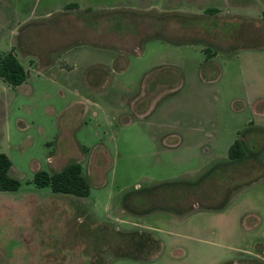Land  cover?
Wrapping results in <instances>:
<instances>
[{"label":"rangeland","instance_id":"374dc122","mask_svg":"<svg viewBox=\"0 0 264 264\" xmlns=\"http://www.w3.org/2000/svg\"><path fill=\"white\" fill-rule=\"evenodd\" d=\"M79 1L64 26L69 44L44 65L27 43L41 10L55 4L49 23ZM119 2L0 0V54L27 73L18 87L0 79V154L19 183L0 192V264H264V0ZM173 9L188 13L166 25L162 11ZM212 27L227 43L185 40ZM168 71L179 77L167 87L150 82ZM192 128L200 134L188 149H167L170 130ZM235 140L252 155L228 163ZM71 161L88 197L34 185L35 173ZM140 238L148 242L135 250ZM131 252L138 258L122 256Z\"/></svg>","mask_w":264,"mask_h":264},{"label":"crops","instance_id":"0c3cea01","mask_svg":"<svg viewBox=\"0 0 264 264\" xmlns=\"http://www.w3.org/2000/svg\"><path fill=\"white\" fill-rule=\"evenodd\" d=\"M150 1L151 0H124L123 3H120V2L119 3H120V5H123L125 7L128 6L127 10H135V9L147 10V6L151 3ZM153 1L155 2L156 0H153ZM161 1H163L166 4H172V6L186 4L187 6L195 5V6L198 7V5L201 6L200 3H202V1L212 2L213 4H215V3L219 2V1L221 2L223 0H161ZM84 2L85 1H83V3ZM78 4H82L81 1H79L78 3H73L72 2V3L68 4V6H66V8H64V11L59 14L58 18L56 17V19L53 22H49V23H46V22L42 21L41 19H49V18L52 17L51 8L54 7L55 4H51V2H50V3H48L46 5L47 6L46 8L41 10L42 11L41 14L44 17H41V15H40V17H39L40 19H38V22H37L36 27L34 29L35 33L33 35L32 42H27V43H29L30 45H28V46L34 52H36L35 55L40 58V61H42V58H44V65L48 66L49 64H52L49 59H46V57H44V55H46V53L54 52V51H56L57 47H64L65 45L69 44L68 40L70 38H69V36L67 34V30H66V28H64V26L67 25V23H68L67 22L65 24V22L68 21L71 17H73L72 14L80 11ZM69 6H70V8H69ZM167 6H170V5H167ZM87 10H89V9H86L85 11H87ZM164 10H166V9H164ZM167 10H170V9H167ZM173 10L174 11H167V12L166 11H162V12L168 13V14L162 13V17L165 16V15H169L166 18H162L161 19V20L165 21L166 25H167V22L170 19V16H171V20H172V17H176L179 20H181V19H184V17H183L184 13H188V11L186 12L185 10H182V9H177V10L173 9ZM214 14L215 13L209 11V12H207L205 14L206 15L205 18H211V17L215 16ZM190 16H193V14L191 13ZM193 18H195V17H193ZM189 19L191 20V18H189ZM196 20H198V19H196ZM201 20L203 21V19H201ZM206 20L207 21H204L203 23H208V22L211 23V22H214L217 19H210V20L206 19ZM58 27L62 28L63 32L64 31L66 32V33L64 32V36H61L60 40H58V38H57L58 37L57 28ZM261 27H262L261 35L263 36V33H264V21H263V24H262ZM202 30L203 31H201V33L199 34V38H196L195 37V32H192V33H190V35H192V39L190 38V40L189 39L188 40L185 39V40L188 41V42H205L207 44H213V45H216V46H220V44L222 46L223 44H225L226 41L223 42L221 40V38L225 37L224 34L222 33L223 29H214L212 27L211 29L204 28ZM181 33H183V35L185 37H187L186 36L187 33L186 32L184 33L180 29H179V31H177V36L176 37H179L180 35H182ZM196 33H197V31H196ZM161 34H162V37L164 39L167 38L168 40H170L169 39L170 35H169L168 30H167V27H165V30L162 31ZM154 36H156V35H154ZM215 38H219L220 44L216 43V39ZM178 39H180V38H178ZM176 41H179V40H176ZM58 42H60V43H58ZM58 44H61V45H58ZM100 47H103V46L101 45ZM32 50H30V51L29 50H25L24 47H23V49H21V52L26 56V55H30L32 53L31 52ZM41 55H43L42 58L40 57ZM178 77H179L178 73L174 72L173 74H171L168 71L167 73H162L161 75L151 76L150 82L151 81H152L151 83H153L154 81L157 82L156 80L158 79V80H160V82H157L158 84L167 87L168 82H170L169 81L170 78L178 79ZM180 77H181V73H180ZM199 134H200V130H197V129H194V128H192L189 131H184L183 129H172L168 133L170 141H166L165 142L166 143V147L169 150H175V149L176 150L177 149L181 150V149H184V148L188 149V147L191 145L190 142H191L192 138H195V137L197 138ZM243 143H245V142H243ZM193 145H195L196 148H200V147L202 148V146H203V144L201 145V142H199V141H197L196 144H193ZM206 145H208L209 148H210V146H213V144H210L209 141H208V144H206ZM204 148H206V147H204ZM251 155H252V153L250 155L248 153H246L245 159L240 160V161H235V163L245 161ZM228 161H229V159H228ZM228 163H233V162L229 161ZM177 204H179V202H177ZM223 244H224V246L226 245L225 243H223ZM207 245L213 246L212 243H208ZM218 245L219 246H217V248L220 249V250H230L227 247L220 246V243H218ZM241 252L243 254L249 255V253H247L246 251H241ZM182 253L185 254L186 251L183 250ZM200 253L204 254L202 252V250H200ZM206 260L212 262L210 264H230L228 262L214 263L212 257L209 258V259H207V257H206ZM235 264H259V263L241 257V260L238 261Z\"/></svg>","mask_w":264,"mask_h":264},{"label":"trees","instance_id":"16d2710c","mask_svg":"<svg viewBox=\"0 0 264 264\" xmlns=\"http://www.w3.org/2000/svg\"><path fill=\"white\" fill-rule=\"evenodd\" d=\"M0 79L12 87L20 86L27 79L26 71L12 52L0 54ZM245 151L246 149L243 143L239 140H235L228 150L229 161L235 162L245 159ZM10 169V160L6 155L0 154V192H15L19 188L18 181L10 176ZM212 171H214V167L211 168L209 173ZM33 183L38 188H50V190L56 194L71 195L77 198H85L89 195V180L83 174L82 166L75 161L68 162L59 171L51 174L43 171L35 173ZM147 242L148 241L142 238L136 240L135 244H133L135 245V250H142ZM149 242H152L156 248H159L157 241ZM132 252L123 253V255H121L138 258Z\"/></svg>","mask_w":264,"mask_h":264}]
</instances>
